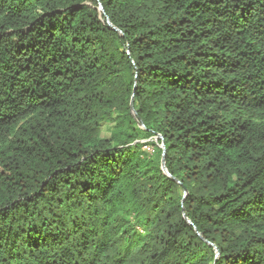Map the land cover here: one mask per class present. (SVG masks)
Here are the masks:
<instances>
[{
    "label": "trees",
    "instance_id": "trees-1",
    "mask_svg": "<svg viewBox=\"0 0 264 264\" xmlns=\"http://www.w3.org/2000/svg\"><path fill=\"white\" fill-rule=\"evenodd\" d=\"M0 264H264V0H0Z\"/></svg>",
    "mask_w": 264,
    "mask_h": 264
},
{
    "label": "water",
    "instance_id": "water-1",
    "mask_svg": "<svg viewBox=\"0 0 264 264\" xmlns=\"http://www.w3.org/2000/svg\"><path fill=\"white\" fill-rule=\"evenodd\" d=\"M106 22L109 24V26L111 27V28H113L114 30H116L117 32H119V30H117L113 25H111L110 24V22H109V20L106 18ZM130 109L132 110V112H134L133 111V109H132V98H131V100H130ZM160 147H161V149H162V154H161V168H162V171L164 172V174H166L168 177H171V175H170V173L167 171V169H166V167H165V160H164V158H165V146H164V143L163 142H161V144H160ZM174 179V178H173ZM176 182H178V180H176V179H174ZM186 194V190H184V195ZM184 217V216H183ZM185 218V217H184ZM186 221L190 224L191 222L188 220V219H186Z\"/></svg>",
    "mask_w": 264,
    "mask_h": 264
},
{
    "label": "rangeland",
    "instance_id": "rangeland-1",
    "mask_svg": "<svg viewBox=\"0 0 264 264\" xmlns=\"http://www.w3.org/2000/svg\"><path fill=\"white\" fill-rule=\"evenodd\" d=\"M143 150H145L147 153L152 152V146L151 145H145L143 146Z\"/></svg>",
    "mask_w": 264,
    "mask_h": 264
}]
</instances>
